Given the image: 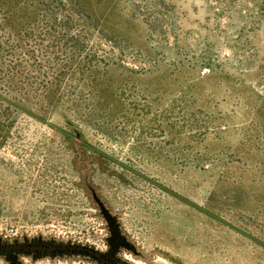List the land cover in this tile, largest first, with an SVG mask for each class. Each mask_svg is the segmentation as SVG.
Returning <instances> with one entry per match:
<instances>
[{
	"label": "rangeland",
	"instance_id": "rangeland-1",
	"mask_svg": "<svg viewBox=\"0 0 264 264\" xmlns=\"http://www.w3.org/2000/svg\"><path fill=\"white\" fill-rule=\"evenodd\" d=\"M0 245L264 264V0H0Z\"/></svg>",
	"mask_w": 264,
	"mask_h": 264
},
{
	"label": "water",
	"instance_id": "water-1",
	"mask_svg": "<svg viewBox=\"0 0 264 264\" xmlns=\"http://www.w3.org/2000/svg\"><path fill=\"white\" fill-rule=\"evenodd\" d=\"M58 252V251H83L87 252L95 258L99 259L104 264H113L105 258L101 253L84 246H44V245H11L0 246V252Z\"/></svg>",
	"mask_w": 264,
	"mask_h": 264
},
{
	"label": "trees",
	"instance_id": "trees-1",
	"mask_svg": "<svg viewBox=\"0 0 264 264\" xmlns=\"http://www.w3.org/2000/svg\"><path fill=\"white\" fill-rule=\"evenodd\" d=\"M6 253H8V252H6ZM11 253H16V252H11ZM20 253H34V252L21 251ZM35 253H37V254H61V255L69 254V255H74V256H78V257L86 256V257L92 258L93 260L102 264L100 262V260H98L94 256L90 255L89 253L83 252V251H58V252H35Z\"/></svg>",
	"mask_w": 264,
	"mask_h": 264
},
{
	"label": "flooded vegetation",
	"instance_id": "flooded-vegetation-1",
	"mask_svg": "<svg viewBox=\"0 0 264 264\" xmlns=\"http://www.w3.org/2000/svg\"><path fill=\"white\" fill-rule=\"evenodd\" d=\"M0 246H5V245H0ZM44 246H46V245H44ZM13 252H15V251H13ZM20 252V251H19ZM2 253H6V252H2ZM104 256V255H103ZM105 257V256H104ZM105 258H107V257H105ZM108 259V258H107ZM99 260V259H98ZM108 260H110L113 264H115L114 263V261L113 260H111V259H108ZM101 262V261H100ZM102 263V262H101ZM102 264H104V263H102Z\"/></svg>",
	"mask_w": 264,
	"mask_h": 264
}]
</instances>
